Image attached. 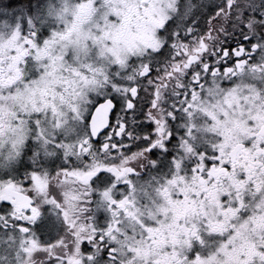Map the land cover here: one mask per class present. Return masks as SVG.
<instances>
[{"label":"snow or ice","instance_id":"obj_1","mask_svg":"<svg viewBox=\"0 0 264 264\" xmlns=\"http://www.w3.org/2000/svg\"><path fill=\"white\" fill-rule=\"evenodd\" d=\"M135 7L0 0V264H264V171L185 191L264 121V0Z\"/></svg>","mask_w":264,"mask_h":264},{"label":"flooded vegetation","instance_id":"obj_2","mask_svg":"<svg viewBox=\"0 0 264 264\" xmlns=\"http://www.w3.org/2000/svg\"><path fill=\"white\" fill-rule=\"evenodd\" d=\"M136 0L133 6L129 7V24L128 27H132L135 32H138L137 22L139 9L135 7ZM127 30L122 33L125 36ZM239 121V120H237ZM240 122V121H239ZM243 124V125H242ZM238 123L234 133L228 137V133L222 128L224 135L227 137L226 143L224 145L225 154L220 157L224 163H232L234 165V170L232 173H228L224 170L223 166L212 169V177L216 183L209 186L208 182L203 181L201 177H197V182L192 185V187L186 188L185 191L191 196V194H204L208 193L213 198L214 203L219 201L221 197H225L230 193L234 192L236 189L244 191L247 185H244L240 181V177L244 176L245 179L256 178L258 179L259 171H264V154L258 151V145L255 149H246L245 144L248 140L255 137L259 142H264V121H259L258 128H251L249 125L244 123ZM188 183V181H185ZM259 195V193H258ZM83 207V206H82ZM94 210V206H93ZM212 211L214 209H208ZM87 212V209H84ZM101 213L97 212L96 216L99 218ZM86 216L81 214V223L85 222ZM91 222V221H89ZM103 223V221H99ZM161 244L167 242L168 237L161 234L160 237Z\"/></svg>","mask_w":264,"mask_h":264},{"label":"rangeland","instance_id":"obj_3","mask_svg":"<svg viewBox=\"0 0 264 264\" xmlns=\"http://www.w3.org/2000/svg\"><path fill=\"white\" fill-rule=\"evenodd\" d=\"M123 2L127 5V7L129 8V7H131V6H133V4H134V2H135V0H123ZM127 32H126V34H125V36L124 35H122V39H126V40H128V41H135V40H137L139 37H138V32H135L133 29H132V27H128L127 29ZM238 123H241L242 124V122L240 121H234L233 123H232V125H231V127H229V128H224V130L228 133V137H230L233 133H234V131H235V127H236V125L238 124ZM243 125V124H242Z\"/></svg>","mask_w":264,"mask_h":264}]
</instances>
